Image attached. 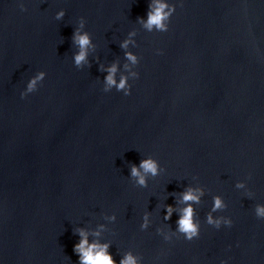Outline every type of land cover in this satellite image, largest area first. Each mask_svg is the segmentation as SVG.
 Instances as JSON below:
<instances>
[{"label": "clouds", "instance_id": "1", "mask_svg": "<svg viewBox=\"0 0 264 264\" xmlns=\"http://www.w3.org/2000/svg\"><path fill=\"white\" fill-rule=\"evenodd\" d=\"M179 0H148L147 11L144 16H137L135 23L140 26V29L147 33H165L169 30V25L172 16L176 12ZM20 11H27L25 0H18ZM65 16V10L60 9L55 13V19L60 21ZM86 20L80 17L71 35V42L76 47V51L72 53L71 61L76 69L91 67L89 61L90 52L95 51L96 44L93 42L91 34L85 30ZM137 29L133 28L128 31L123 38L119 47L123 52V63L119 60H113L105 65L99 63V58L95 57L98 63V71L102 72V91L109 93L113 89L122 93L124 96L131 95L132 83L139 78L137 66L140 63L141 57L138 56L132 49L137 45L136 37ZM157 55H162V49H156ZM47 73L43 70L37 71L26 82L23 90L20 91V98L24 99L29 94L38 91L46 78ZM165 172V168L160 164L159 160L152 155L142 157L139 163L130 162L128 169V177L133 181V185L139 188L148 187L149 179H154ZM194 181L196 177H192ZM250 179V176H249ZM235 189L242 191L243 195L251 199L252 191L249 189L246 180H238L234 185ZM205 188L198 182L196 184H187L183 190L177 194H170L176 201L175 205L165 204L163 207V220L169 221L175 213V229L169 227L168 232H164L162 228H156V234L162 237L163 241L171 242L173 239L183 238L185 241L198 239L201 233V222L197 218L196 205L201 204L202 198L205 196ZM228 207L224 198L221 195H213L211 197V206L205 215L204 223L214 229L231 228L233 220L231 217L220 214ZM255 217L258 220H264V203H256L253 208ZM102 218L109 222L115 223L117 215L102 214ZM151 226L150 213L145 211L141 216L139 228L141 231H146ZM107 230L105 223L97 224L95 228L89 229L86 227H76L73 229V235L78 237L76 243L73 244L72 251L78 257V264H143V259L140 254L132 250L123 252L119 261L113 258L109 251L112 242L101 240L102 234ZM231 245H229V248ZM230 259V258H229ZM229 259H221L219 264H229Z\"/></svg>", "mask_w": 264, "mask_h": 264}]
</instances>
